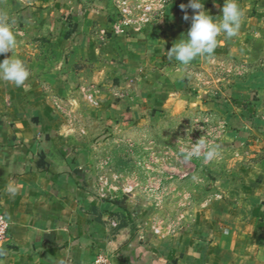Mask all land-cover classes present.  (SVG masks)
I'll use <instances>...</instances> for the list:
<instances>
[{
	"label": "crops",
	"instance_id": "0c3cea01",
	"mask_svg": "<svg viewBox=\"0 0 264 264\" xmlns=\"http://www.w3.org/2000/svg\"><path fill=\"white\" fill-rule=\"evenodd\" d=\"M115 11V0H0V13L17 32L15 56L31 73L22 87L0 80V209L8 220L0 261L264 264V197L247 216L233 211L219 225L218 214L210 211L205 219L194 218L183 238L169 237L154 234L148 210L105 197L83 180L81 160L59 135L51 120L55 114H47L44 102L57 93L73 98L78 83L84 89L106 80V52L113 56L116 83L129 91L118 87L119 99L137 93L151 58L169 61L170 21H185L183 10L163 11L140 29L133 23L126 34H114L109 30ZM158 22L162 28L155 30ZM12 54H0V60Z\"/></svg>",
	"mask_w": 264,
	"mask_h": 264
},
{
	"label": "rangeland",
	"instance_id": "374dc122",
	"mask_svg": "<svg viewBox=\"0 0 264 264\" xmlns=\"http://www.w3.org/2000/svg\"><path fill=\"white\" fill-rule=\"evenodd\" d=\"M152 1V16L182 11L177 1ZM223 3L204 7L219 16ZM239 3L245 17L238 35L222 33L211 57L188 66L152 57L143 87L119 99L113 56L106 52V80L84 89L78 83L73 98L57 93L44 102L81 160L83 180L105 197L148 210L154 234L183 238L194 218L205 219L210 211L222 225L233 211L239 218L249 215L264 197V0ZM130 4L140 29L150 21L140 24L136 0ZM190 26L191 19L174 16L173 43ZM202 136L221 146L220 158L206 166L178 151L179 142L196 143Z\"/></svg>",
	"mask_w": 264,
	"mask_h": 264
},
{
	"label": "clouds",
	"instance_id": "9594fccd",
	"mask_svg": "<svg viewBox=\"0 0 264 264\" xmlns=\"http://www.w3.org/2000/svg\"><path fill=\"white\" fill-rule=\"evenodd\" d=\"M214 3L217 0H213ZM205 0H188L181 4L185 10L183 19H191V26L186 34L175 41L166 53L169 61H176L179 65L188 66L199 57H211L218 47V37L223 33L228 39L236 37L243 23L245 12L239 0H224L221 15L213 16L204 7ZM186 9H191L193 15L189 17ZM17 32L8 22L6 13H0V54L13 52L11 57L0 60V80L9 82L16 87H22L30 76V70L25 62L15 56L17 47ZM179 155L186 161L200 160L208 165L220 158V144L209 141L202 136L196 143L188 140L187 144H180ZM192 180H198L193 175ZM15 194L14 189H9Z\"/></svg>",
	"mask_w": 264,
	"mask_h": 264
},
{
	"label": "built area",
	"instance_id": "2783aa9c",
	"mask_svg": "<svg viewBox=\"0 0 264 264\" xmlns=\"http://www.w3.org/2000/svg\"><path fill=\"white\" fill-rule=\"evenodd\" d=\"M128 0H115L116 11L110 17V30L109 33L125 34L129 27L135 22V17L132 16L133 9L131 4L127 3ZM141 3H137V7L140 8V15L138 16V22L144 24L151 17V8L153 1L141 0ZM158 2V1H157ZM135 28H139L136 26ZM8 236V220L5 213L0 209V243H4Z\"/></svg>",
	"mask_w": 264,
	"mask_h": 264
}]
</instances>
